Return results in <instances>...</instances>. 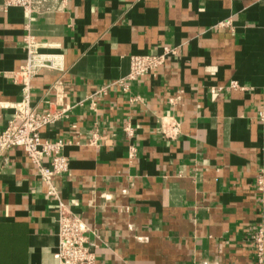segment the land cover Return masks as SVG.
I'll list each match as a JSON object with an SVG mask.
<instances>
[{"label":"crops","instance_id":"crops-1","mask_svg":"<svg viewBox=\"0 0 264 264\" xmlns=\"http://www.w3.org/2000/svg\"><path fill=\"white\" fill-rule=\"evenodd\" d=\"M27 34L46 60L28 85L15 77ZM166 47L117 84L131 56ZM26 93L57 115L40 133L63 140L69 170L53 196L22 147L0 153V264H60L61 204L96 264H264V0H44L32 13L0 0V127Z\"/></svg>","mask_w":264,"mask_h":264},{"label":"built area","instance_id":"built-area-1","mask_svg":"<svg viewBox=\"0 0 264 264\" xmlns=\"http://www.w3.org/2000/svg\"><path fill=\"white\" fill-rule=\"evenodd\" d=\"M44 0H4L5 7H21L25 12L32 13ZM27 50L26 62L22 65L15 77L21 79L26 85L35 74L37 68L46 63L45 58L39 54L37 42L31 34L24 37ZM174 49L165 48V52L159 55L135 54L131 56L130 71L127 76L117 82L124 91L129 90L127 81L135 80L139 76L159 67L166 59L167 54L174 53ZM237 82L232 81L230 86L237 87ZM57 115L51 113H38L30 103L29 94L26 93L7 126L0 127V153L11 147H22L33 164L43 182L48 186L49 194L58 196V189L54 183V177L69 170V159L61 153L64 146L63 140H43L40 129L52 122ZM173 132L165 131L168 136H174L178 129L177 124L171 125ZM128 137L134 135L133 127L124 126ZM96 134L93 135L95 142ZM135 152V148H131ZM133 155V153H132ZM49 158V165L44 164V159ZM257 189L264 193V170L257 178ZM61 212L58 218V248L56 257L60 264H96V253L91 246H86L85 223L80 216L61 204ZM259 263L264 260V232L263 229L253 235Z\"/></svg>","mask_w":264,"mask_h":264}]
</instances>
